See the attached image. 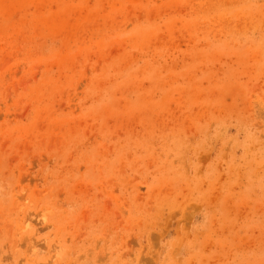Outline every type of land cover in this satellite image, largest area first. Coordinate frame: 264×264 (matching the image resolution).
I'll return each instance as SVG.
<instances>
[{"label": "rangeland", "instance_id": "1", "mask_svg": "<svg viewBox=\"0 0 264 264\" xmlns=\"http://www.w3.org/2000/svg\"><path fill=\"white\" fill-rule=\"evenodd\" d=\"M0 264H264V0H0Z\"/></svg>", "mask_w": 264, "mask_h": 264}]
</instances>
